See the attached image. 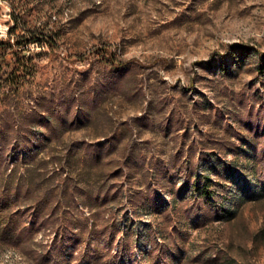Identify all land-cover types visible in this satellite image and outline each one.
I'll return each instance as SVG.
<instances>
[{"label": "rangeland", "instance_id": "374dc122", "mask_svg": "<svg viewBox=\"0 0 264 264\" xmlns=\"http://www.w3.org/2000/svg\"><path fill=\"white\" fill-rule=\"evenodd\" d=\"M16 24V38L50 37L55 47L0 49V126L52 104L72 117L92 114L61 140L112 141L118 148L109 158L128 164L121 176L110 165L94 179L121 184L123 197L100 207L79 198L75 210L90 224L121 222L114 253L129 234L133 264L147 263L169 235L174 264H264L252 145L264 140L254 135L258 121L264 126V0H0V40ZM187 162L210 177L217 191L210 203L223 202L232 217L209 215L198 193L179 192L178 167ZM195 202L203 215L188 218ZM53 241L48 232L35 238L49 249ZM92 249L106 250V242L96 238ZM217 252L225 262H213ZM0 264L36 261L0 246Z\"/></svg>", "mask_w": 264, "mask_h": 264}, {"label": "trees", "instance_id": "16d2710c", "mask_svg": "<svg viewBox=\"0 0 264 264\" xmlns=\"http://www.w3.org/2000/svg\"><path fill=\"white\" fill-rule=\"evenodd\" d=\"M14 20L18 23L16 16ZM17 26L9 30V39L0 40V49L11 46L24 48L37 43L55 47L50 37L31 35L16 38ZM92 117L87 110L77 111L72 117L64 113L62 104H52L47 108L36 107L33 113L24 114L19 119L25 121L21 124L11 125L7 117V124L0 126V246L19 249L36 264H69L74 260L76 264L134 263L133 241L129 234L119 244L118 250L113 252L120 221H93L90 224L91 218L75 211L79 198L86 206L94 203L100 207L123 197L121 184H116L112 189L94 180L99 174H106L105 167L110 165H114L112 174H124L126 163L109 158L118 148L117 143L109 140L104 143H67L61 140L65 133L88 125ZM57 120L67 126L57 127L54 125ZM258 124L254 135L264 137V126L260 128L259 121ZM261 124L264 125V121ZM242 141L247 139L243 138ZM252 145L256 159L257 199H264V140L259 148L256 143ZM131 149V144L126 146V151L130 152ZM178 171L183 180L179 192L198 193L210 206L209 215H221L223 218L233 216L223 202L210 203L217 191L209 176L199 177L188 162L180 164ZM150 196L159 213H165L168 208L162 205L160 195L150 192ZM142 201L145 202V199ZM175 205L176 201L172 203V206ZM186 211L188 218H201L203 215L199 202L190 204ZM150 230V235L156 233L151 227ZM47 232L54 236L52 249L35 242V238ZM147 235L145 232L138 238ZM96 238L106 242V250L92 249ZM163 238V243L150 253L149 262L143 264H174L177 258V253L172 249L174 243L171 246L169 235H163ZM213 254L216 255L214 263L226 261V254Z\"/></svg>", "mask_w": 264, "mask_h": 264}, {"label": "built area", "instance_id": "2783aa9c", "mask_svg": "<svg viewBox=\"0 0 264 264\" xmlns=\"http://www.w3.org/2000/svg\"><path fill=\"white\" fill-rule=\"evenodd\" d=\"M9 32V31H8Z\"/></svg>", "mask_w": 264, "mask_h": 264}]
</instances>
